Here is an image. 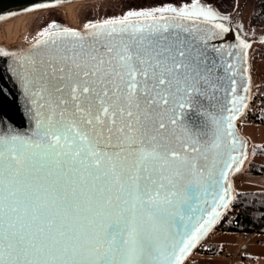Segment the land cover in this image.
<instances>
[{
  "label": "snow or ice",
  "instance_id": "6c2138e0",
  "mask_svg": "<svg viewBox=\"0 0 264 264\" xmlns=\"http://www.w3.org/2000/svg\"><path fill=\"white\" fill-rule=\"evenodd\" d=\"M218 19L201 0L130 10L45 30L9 67L33 127L0 119V264H183L246 159L232 131L247 107L235 65L217 66L194 34ZM222 90L227 116L214 112ZM207 195L212 210L190 230Z\"/></svg>",
  "mask_w": 264,
  "mask_h": 264
},
{
  "label": "water",
  "instance_id": "95a60500",
  "mask_svg": "<svg viewBox=\"0 0 264 264\" xmlns=\"http://www.w3.org/2000/svg\"><path fill=\"white\" fill-rule=\"evenodd\" d=\"M75 0H62V2L57 3V0H0V20L13 17L20 13H26L38 9L49 8L55 5L70 2ZM221 23L225 28H228V32H223L219 29H214L212 24ZM196 27L199 28V31L194 33L197 36V39L202 43V46L206 47L209 59H215L218 63L217 66H220L224 63H232L235 65L236 75L234 79L236 80V95L246 96L247 99L244 101L248 105L250 99V80H249V66H248V49H243L240 46V41L243 40L233 29L231 25H226L223 22L212 21L207 23H200ZM83 31L82 29H75ZM58 31V30H55ZM52 32V31H51ZM42 39L41 35H28L25 34L22 37L9 36L1 31L0 29V50L3 52H8V56H0V88L4 89L3 93L0 94V119L4 121L5 125H8L15 129V131L21 134H27L30 132L33 127V122L28 119L30 115L29 108L31 105L28 103L27 98L23 94V89L20 82L13 77H10L8 74L9 67H16L17 61L26 56L35 55L39 49L34 48L36 41ZM245 43L249 44L245 40ZM245 52L247 57L245 59ZM231 54V55H230ZM247 69V71H245ZM224 75L223 72L220 73ZM230 86L229 80L225 79L224 87L228 88ZM248 88V92H245L244 89ZM219 97V103L216 105L214 112L217 116L224 115L227 116L230 113L227 111H222L224 108H230L231 104L228 103L231 100L230 95H225L224 91L217 93ZM246 107L242 111L236 113V119L233 121L234 127L232 129L234 137L240 142L241 147H239V152L246 153V159L244 163L239 166V171H236V166L229 172L228 183L231 184L230 195L232 197L231 203L234 199L232 180L235 175L240 173L248 157V141L247 137H244L239 129L238 121L240 117L244 114ZM255 152L263 154L261 150H255ZM238 153H233L237 155ZM219 167H223L221 163ZM227 186V185H225ZM203 199L207 200V203L203 201L199 202V210L195 213L196 219L190 224V230L194 226H198L197 219L200 217H207V214L211 212L213 203L212 196L207 195ZM229 204V206L231 205ZM228 206V207H229ZM221 215L226 211V209H218ZM220 215V216H221ZM218 217L217 221L210 227V229L201 236L200 240L197 242L196 247L190 250V253L186 256L183 261V264L186 263L187 259L192 256L196 251L201 248L203 242L207 239L209 235L216 228V224L220 218ZM202 223L203 221L200 220Z\"/></svg>",
  "mask_w": 264,
  "mask_h": 264
},
{
  "label": "rangeland",
  "instance_id": "374dc122",
  "mask_svg": "<svg viewBox=\"0 0 264 264\" xmlns=\"http://www.w3.org/2000/svg\"><path fill=\"white\" fill-rule=\"evenodd\" d=\"M136 1L137 0H77L69 5L71 14L68 12V15H64L62 13V9L55 7V5L49 8L30 11L29 13L26 12L27 15L25 17H20V19L15 23H6L4 29L0 25V29L4 33L6 32L5 34L10 36L14 35V37L18 38L25 34L40 35V33L45 30L51 32L61 30L65 27L71 29H82L84 28V25L89 22L98 23L105 19L122 17L129 11L127 8H131L130 4ZM146 1L148 3L145 8H152L157 2V0ZM190 2L191 1L185 2V0H170L169 3L178 5ZM254 2L255 0H234L231 12L224 15L220 14L215 5L212 3L201 1L202 4L212 6L221 16L226 17V19H218L216 21L223 22L226 25H231L233 29L237 31L238 35L251 45L248 49L250 96L257 94L260 87L264 84V60L260 56L264 52V42H262L264 41V21L260 25L253 26L250 24V19L255 5ZM53 24L56 25L55 28L51 27ZM241 120H245L244 117H242ZM241 120L238 124L239 129L241 134L244 137H247L249 144V155L246 162L250 158H257V160H261V157H257L260 156L259 153L255 152V150L257 151L259 149V147H253L264 144V124H256L254 122ZM234 178L235 190L238 191L240 189H248L246 185H244L245 182L242 181L244 179L241 180V175H237ZM206 240L201 245V248L206 246ZM197 253L200 252L196 251L194 254Z\"/></svg>",
  "mask_w": 264,
  "mask_h": 264
},
{
  "label": "trees",
  "instance_id": "16d2710c",
  "mask_svg": "<svg viewBox=\"0 0 264 264\" xmlns=\"http://www.w3.org/2000/svg\"><path fill=\"white\" fill-rule=\"evenodd\" d=\"M191 0H185L189 2ZM203 2L212 3L215 5L217 11L220 14H228L231 12L234 5V0H201ZM170 0H157L153 7H157ZM146 0H137L130 4L131 8L127 10H141L147 9ZM253 14L250 19V24L260 25L264 21V0H255ZM136 6V7H135ZM264 60V52L260 55ZM258 97V104L256 109L255 121L256 124H264V84L260 87L259 92L256 94ZM264 152V144L259 146L258 151ZM261 162L256 161L257 158H250L244 165L242 171L239 174H248L252 176H260L264 178V155L260 154ZM232 206L238 208L235 219L228 224L225 228L219 229L221 232L237 233L240 235L248 236L254 234L264 235V190L253 191L248 193H235ZM198 251L210 254V250Z\"/></svg>",
  "mask_w": 264,
  "mask_h": 264
},
{
  "label": "crops",
  "instance_id": "0c3cea01",
  "mask_svg": "<svg viewBox=\"0 0 264 264\" xmlns=\"http://www.w3.org/2000/svg\"><path fill=\"white\" fill-rule=\"evenodd\" d=\"M253 147V148H258ZM256 161H258L256 159ZM259 160V162H261ZM241 175V180L248 189L235 190L234 177ZM233 177L232 186L234 193H248L264 190V178L248 174H237ZM206 246L202 250H210V254L197 253L190 256L185 264H227L226 260L219 256L220 253L238 252L241 257L235 264H264V235L254 234L244 236L237 233L221 232L214 230L207 237ZM198 255V256H196ZM253 260V262H251ZM190 261V262H189Z\"/></svg>",
  "mask_w": 264,
  "mask_h": 264
},
{
  "label": "built area",
  "instance_id": "2783aa9c",
  "mask_svg": "<svg viewBox=\"0 0 264 264\" xmlns=\"http://www.w3.org/2000/svg\"><path fill=\"white\" fill-rule=\"evenodd\" d=\"M257 104H258L257 95L255 94L253 96H250L248 105L244 111V114L240 117L239 121L241 120L242 117H244L245 120H241V121H249L256 123L255 116H256ZM237 212H238V208L232 206L231 204L226 209V211L220 216L216 224L215 230L218 231L219 229L225 228L228 224H230L233 221V219H235ZM219 256L225 259L227 264H235L236 259L241 257V255L238 252H234V253L223 252L220 253ZM251 262H253V260H251Z\"/></svg>",
  "mask_w": 264,
  "mask_h": 264
},
{
  "label": "bare ground",
  "instance_id": "6f19581e",
  "mask_svg": "<svg viewBox=\"0 0 264 264\" xmlns=\"http://www.w3.org/2000/svg\"><path fill=\"white\" fill-rule=\"evenodd\" d=\"M75 1H77V0H75ZM75 1H70V2H65V3H61V4H58V5H56L55 7H59V9L61 8L62 9V13L64 14V15H68V12L70 13V7H69V5H70V3L72 4L73 2H75ZM78 1H80V0H78ZM82 1V0H81ZM39 10V9H38ZM29 13V12H28ZM71 14V13H70ZM27 15V13H20V14H17V15H15V16H13V17H10V18H6V19H1L0 20V25L2 26V28L4 29V27H5V24L6 23H15V22H17V20H19L20 19V17H25ZM15 18H17V19H15ZM16 20V21H15ZM27 21V20H26ZM19 22V21H18ZM25 24V23H24ZM19 25V24H18ZM7 26V25H6ZM15 27V26H14ZM13 27V28H14ZM20 28H22V27H20ZM24 28V27H23ZM11 29V28H10ZM11 31V30H10ZM6 33V32H5ZM10 34H11V32H10ZM14 34V33H13ZM12 34V35H13ZM10 36V35H9ZM14 36V35H13ZM249 155V154H248ZM243 169V168H242Z\"/></svg>",
  "mask_w": 264,
  "mask_h": 264
}]
</instances>
